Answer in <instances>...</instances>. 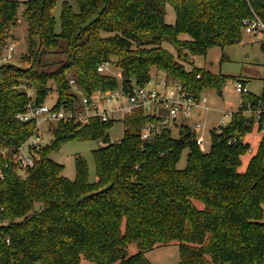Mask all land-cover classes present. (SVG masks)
Returning a JSON list of instances; mask_svg holds the SVG:
<instances>
[{
	"label": "trees",
	"instance_id": "trees-1",
	"mask_svg": "<svg viewBox=\"0 0 264 264\" xmlns=\"http://www.w3.org/2000/svg\"><path fill=\"white\" fill-rule=\"evenodd\" d=\"M57 1H25L29 52L22 61H32L0 63V264H150L145 253L170 244L179 246L183 264H264V135L239 171L251 149L245 136L256 125L244 111L248 103L254 109L264 103V89L242 94L229 123L213 131L207 152L187 126L177 138L165 131L142 141L146 115L136 110L124 119L118 141L107 133L113 121L68 119L48 128L51 143L26 175L15 161L36 129L35 120L17 114L31 102L44 104L50 81L59 91L56 109H73L80 101L70 79L87 95L116 88L115 77L98 71L105 61L122 68L124 81L144 84L155 67L196 94L208 85L221 89L224 76L188 70L183 62L240 43L245 17L264 20V0H76L78 12L64 1L59 33ZM168 4L174 23L166 21ZM18 8L17 0H0V60ZM260 47L264 52V41ZM58 49L65 57L53 70H42V58ZM258 129H264V113ZM68 140L102 141L93 151L96 181H90L83 158L70 180L50 157ZM185 147L187 164L180 168ZM132 245L135 253L129 252Z\"/></svg>",
	"mask_w": 264,
	"mask_h": 264
},
{
	"label": "rangeland",
	"instance_id": "rangeland-1",
	"mask_svg": "<svg viewBox=\"0 0 264 264\" xmlns=\"http://www.w3.org/2000/svg\"><path fill=\"white\" fill-rule=\"evenodd\" d=\"M19 2V8L17 11V24L12 27L11 40L17 42V50L13 55L12 62L17 64H29L32 59L28 62L22 61V56L27 55L28 50V26L25 17L23 16L25 10V1L17 0ZM64 1H68L75 12L79 11V5L76 0H58L54 7V16L56 19L55 31L59 33L61 31V11ZM166 21L168 23L175 22V11L174 8L167 5ZM107 35V33H103ZM35 42H38V38H34ZM261 41L254 35L243 32V38L240 43L228 45L224 48L214 47L211 48L206 55L193 56L187 62H183L186 69L200 68L205 71H209L212 74H220L226 78V83L219 89L216 85H208L203 88L202 93L206 95V109L200 119L204 124L205 129L197 133V135L204 136V143L200 145V148L207 152L211 149L213 140V131H218L221 127L226 126L231 117V113L236 112L241 104L243 103V95L236 91V81L238 79H244L248 86L249 92L255 95H261L264 89V52L260 47ZM164 46L172 53L176 54L174 47L169 43H164ZM64 43L60 47L64 48ZM48 54L42 58V70H53L58 66L59 61L65 57V54L60 52ZM153 75L156 73V68L153 67ZM121 70L114 68L113 76L118 81L117 90H122L123 86L121 83ZM70 74L69 77H71ZM50 91L46 98L45 103L50 107L55 108L59 100V91L54 81H50ZM71 91L78 92L77 94L81 97V88L79 86L72 85ZM31 95L35 97V91L29 90ZM96 95L98 98L101 97L100 90L91 93ZM120 106L118 100H113L106 107L117 109ZM58 122H47L44 121L40 124V130L43 137V147L51 143L53 138L52 131H49L51 125L56 126ZM191 126L194 125L192 121ZM52 128V127H51ZM190 129V128H189ZM111 141H118L123 138L125 134L124 120L121 118L120 113L115 115V120L111 123L107 130ZM194 134V133H193ZM264 135V129L259 130L257 124L254 130L247 133L245 136V142H248L251 146V151L242 156V164L239 167V171H244L251 156L255 153L258 148L259 142ZM173 137H179L180 132L178 129H173ZM195 136V134H194ZM196 139V138H195ZM102 141L99 140H68L64 142L59 149L51 152L50 157L62 164L63 175L73 180L76 177V160L77 158H83L88 166L89 179L91 182L96 181V166L93 158L94 149L98 148ZM25 152H29V146L26 145ZM189 148L185 147L181 153L178 166L183 168L187 164ZM42 153V152H41ZM21 175H26L25 171H20ZM137 248L132 245L129 248L130 253H135ZM145 258L150 264H179L181 261L180 250L177 244L164 245L154 248L151 251L145 253Z\"/></svg>",
	"mask_w": 264,
	"mask_h": 264
},
{
	"label": "built area",
	"instance_id": "built-area-1",
	"mask_svg": "<svg viewBox=\"0 0 264 264\" xmlns=\"http://www.w3.org/2000/svg\"><path fill=\"white\" fill-rule=\"evenodd\" d=\"M242 24L244 32L256 36L261 42L264 41V20L257 14L245 17ZM17 45L16 41L10 39L4 47L0 63L12 61ZM114 68L121 70L122 90L101 89L100 98L81 92L80 101L73 109L64 107L56 109L46 103L37 105L31 102L26 111L17 114V117L22 121L31 119L36 121V129L25 143L19 146L16 153L15 161L20 171H26L33 167L40 159L43 148L40 124L44 121L60 122L72 119L77 124H86L93 117H98L101 121L108 122L114 121L117 113H120L124 120L134 111L142 110L146 115V120L140 130L142 141H151L165 131L172 133L173 129H178L180 132L182 126H187L195 134L197 144L200 146L204 143V136H198L197 133L205 129L200 119L206 109V95L202 92L196 94L182 81L172 78L166 71L159 69H156V73L152 74L150 80L144 84H139L135 80L124 81L122 68L111 60L101 63L98 71L114 77ZM198 77L200 78V74ZM70 84L75 85V79H70ZM235 88L240 94L249 93L246 81L243 79L236 81ZM29 94L32 96L30 92ZM32 98L34 100L35 97L32 96ZM113 100H118L120 106L117 109L106 107ZM263 113L264 103L262 102L255 109L251 103H248L247 109L244 111V114L254 118L257 126ZM192 121L194 122L193 126L190 125ZM26 145L29 146L27 153L25 152ZM3 154L6 155L7 152L4 151Z\"/></svg>",
	"mask_w": 264,
	"mask_h": 264
},
{
	"label": "water",
	"instance_id": "water-1",
	"mask_svg": "<svg viewBox=\"0 0 264 264\" xmlns=\"http://www.w3.org/2000/svg\"><path fill=\"white\" fill-rule=\"evenodd\" d=\"M8 63H11V62H8ZM179 264H183L182 262H180Z\"/></svg>",
	"mask_w": 264,
	"mask_h": 264
},
{
	"label": "crops",
	"instance_id": "crops-1",
	"mask_svg": "<svg viewBox=\"0 0 264 264\" xmlns=\"http://www.w3.org/2000/svg\"><path fill=\"white\" fill-rule=\"evenodd\" d=\"M247 82V81H246Z\"/></svg>",
	"mask_w": 264,
	"mask_h": 264
}]
</instances>
